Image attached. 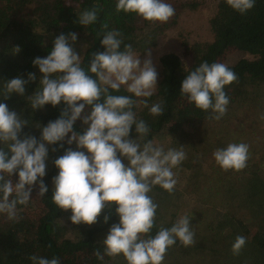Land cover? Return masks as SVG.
Wrapping results in <instances>:
<instances>
[{"label": "clouds", "instance_id": "clouds-1", "mask_svg": "<svg viewBox=\"0 0 264 264\" xmlns=\"http://www.w3.org/2000/svg\"><path fill=\"white\" fill-rule=\"evenodd\" d=\"M255 2L225 0L228 7L240 14L252 9ZM116 11L134 13L150 23H165L176 12L166 0H117ZM97 18L98 9L93 6L82 11L77 22L87 27ZM124 39L119 30L107 31L101 40L104 51L94 53L85 68L82 57L69 43L77 40V34H61L46 57L32 61L42 78L27 98L31 109L65 105L58 119L44 127L36 125L41 133L39 140L27 134L21 136L29 121L0 102V214L18 222L21 217L17 206L29 203L32 187L38 188L40 197L49 191L43 182L48 146L67 137V143L75 142L77 150L69 148L53 162L58 174L52 178V203L57 209L71 211L72 224L89 226L97 222L106 207L115 205L119 223L111 226L102 241L103 252L93 253L96 258L119 255L126 264H162L168 248L177 241L185 247L196 243L187 214L178 216L171 227H160L151 234L159 205L149 193L155 186L168 193L174 191L177 179L173 169L186 159V152L184 147L166 149L152 139L145 140L150 127L137 118L133 109L142 105L153 117L160 116L164 111L163 101L149 106L147 99L135 98L153 95L158 73L150 53L141 62L132 45L124 44ZM12 51L18 53L19 46ZM36 79L34 73H29L27 79L17 76L5 81L3 99L13 93L23 96L26 85ZM236 80L235 72L226 64L204 61L188 72L180 94L196 109L210 111L208 119L218 121L229 104L224 89ZM121 88L128 95L112 94L119 93ZM86 107L88 112L84 111ZM78 119L87 126L82 133L73 128ZM133 127L137 134L134 140L128 138ZM212 156L222 170L238 172L247 167L249 145L229 143L217 148ZM123 160H127V165ZM14 174L15 183L11 179ZM108 219L105 215L104 222ZM245 244L246 237L238 235L232 252L239 254ZM28 259L32 264H60L58 257L34 254Z\"/></svg>", "mask_w": 264, "mask_h": 264}, {"label": "trees", "instance_id": "trees-1", "mask_svg": "<svg viewBox=\"0 0 264 264\" xmlns=\"http://www.w3.org/2000/svg\"><path fill=\"white\" fill-rule=\"evenodd\" d=\"M166 2L175 8V15L165 23H150L134 13L117 12V0H0V102L6 103L10 111L29 121L21 130V136L27 134L39 140L41 133L36 125L44 127L58 119L65 107L61 103L56 107L45 105L33 111L27 100L42 78L32 61L36 57H46L56 37L73 32L77 34V40L69 43L74 50L80 46L79 55L85 68L94 53L104 51L101 40L111 30L123 32L124 44H131L137 55H145L155 47L160 36L176 26L182 14L203 5L201 0ZM93 6L98 9L97 21L87 27L79 25V14ZM208 26L212 41L189 46V65H184L175 54H164L159 59L161 79L155 93L148 98H135L147 99L149 106L163 101L164 111L160 116L153 117L142 105L133 109L137 118L146 121L150 127V134L145 140L158 142L165 139L167 148L196 143L197 153L184 163L189 172L185 191L191 195L205 183L209 185L208 192L215 193L213 207L220 205L222 208L221 212L210 214L208 219L203 220L202 226L190 224L196 243L185 247L177 241L168 248L162 264H264V174L260 169L246 170V167L238 172L224 171L212 156L217 148H224L231 142V135L225 131L240 109H264V0H256L254 7L244 14L233 11L225 0H216ZM16 46L20 51L13 54ZM231 49L244 52L250 58H242L228 66L235 72L237 80L224 89L229 97L227 112L220 120H211L208 119L210 111L196 109L180 94L181 83L188 72L200 63L218 62ZM29 73H34L37 79L26 85L24 95L13 93L4 100L3 83L17 76L27 79ZM112 94L128 95L123 88L119 93ZM84 111L88 112L89 108ZM86 127L80 119L73 126L80 133ZM136 136L133 127L128 138L134 140ZM69 148L77 150L75 145L67 143V137L63 142L48 146L43 182L49 191L43 197L39 196L43 212L34 225L33 243L43 257H58L60 264H126L119 255L99 260L93 254L96 250L103 252L102 241L111 226L119 223L115 205L106 207L97 222L89 226L72 224L71 211L57 209L52 203V178L58 174L53 162ZM123 162L127 165V160ZM149 195L159 205L151 233L154 235L160 227H171L177 219L182 194L175 189L168 193L155 186ZM218 195L222 201L218 202ZM233 208L246 211L251 224L246 223ZM256 209L260 215L254 214ZM105 215L109 217L107 223L104 222ZM238 235L246 237V244L239 254H234L231 248Z\"/></svg>", "mask_w": 264, "mask_h": 264}, {"label": "rangeland", "instance_id": "rangeland-1", "mask_svg": "<svg viewBox=\"0 0 264 264\" xmlns=\"http://www.w3.org/2000/svg\"><path fill=\"white\" fill-rule=\"evenodd\" d=\"M199 1V0H197ZM203 5L195 11L185 12L182 14L176 26L167 30L159 37L155 47L151 48L150 53L153 64L158 73L157 83L161 79V66L159 63L160 57L164 54H175L184 65L191 63V58L188 53L189 46L194 43L211 42L212 35L209 30L208 20L212 16L216 0H201ZM78 55L81 48L78 45L74 50ZM145 55H139L141 62L145 59ZM242 58H250L246 53L231 49L225 52L218 62L224 63L227 66L237 63ZM156 91V89H155ZM154 91V93H155ZM264 109L253 110L252 108L243 107L237 113L236 117L227 125L226 131L231 135L230 143H246L249 145V163L246 170H256L264 174ZM223 141H220L222 143ZM157 143L163 144L166 147V140L161 139ZM76 146V143L73 142ZM197 144L192 142L184 147L186 159L183 165L180 164L173 169L176 173L177 184L175 190L182 194V199L178 204L180 215H189V225L202 226V221L208 219L210 214L219 213L222 211L220 205L212 204L216 202L215 193H209V185L202 183L201 189L194 191L189 195L185 191L186 183L188 182V169L184 167L192 155L197 153ZM250 176L249 173L246 174ZM241 176V174H238ZM13 183L17 181V176L14 174L11 177ZM201 180V179H200ZM189 190L193 191L192 188ZM218 195V202L222 201ZM18 215L21 217L18 222L9 221L4 214H0V263L2 264H32L28 257L32 255L42 256L39 250L35 247L34 241V225L39 219V215L43 212V207L38 196V188L34 185L30 194V201L27 205H18ZM237 214L246 223L251 224L250 217L246 211L240 212L237 208H233ZM258 209L254 214L258 215ZM263 212L261 211V214ZM260 215V214H259ZM253 229V228H251ZM43 257V256H42Z\"/></svg>", "mask_w": 264, "mask_h": 264}]
</instances>
